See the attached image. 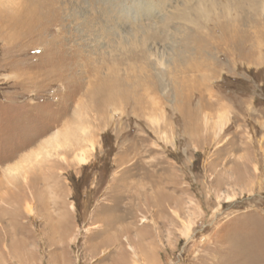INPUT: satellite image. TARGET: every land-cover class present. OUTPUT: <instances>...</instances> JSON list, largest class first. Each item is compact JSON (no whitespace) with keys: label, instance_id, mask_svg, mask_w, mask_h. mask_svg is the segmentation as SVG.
I'll use <instances>...</instances> for the list:
<instances>
[{"label":"rangeland","instance_id":"obj_1","mask_svg":"<svg viewBox=\"0 0 264 264\" xmlns=\"http://www.w3.org/2000/svg\"><path fill=\"white\" fill-rule=\"evenodd\" d=\"M0 188V264H264V0H0Z\"/></svg>","mask_w":264,"mask_h":264},{"label":"bare ground","instance_id":"obj_2","mask_svg":"<svg viewBox=\"0 0 264 264\" xmlns=\"http://www.w3.org/2000/svg\"><path fill=\"white\" fill-rule=\"evenodd\" d=\"M77 158H78V160H79V162L81 163V164H86L87 162H88V156H87V152L86 151H81V153H78L77 154ZM3 181V180H2ZM1 181V182H2ZM3 183V182H2ZM5 184V183H4ZM1 186H3V184L1 185ZM7 186V185H6ZM5 186V187H6ZM1 188H3V187H1ZM0 188V189H1ZM129 249L131 250V251H134V248H133V246L132 245H129Z\"/></svg>","mask_w":264,"mask_h":264}]
</instances>
